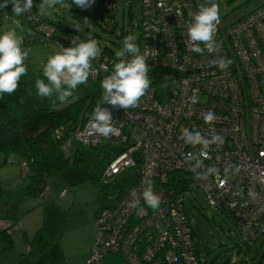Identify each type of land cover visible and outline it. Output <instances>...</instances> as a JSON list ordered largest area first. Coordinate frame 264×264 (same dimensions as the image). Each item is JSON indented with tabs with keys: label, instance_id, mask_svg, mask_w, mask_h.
<instances>
[{
	"label": "built area",
	"instance_id": "built-area-1",
	"mask_svg": "<svg viewBox=\"0 0 264 264\" xmlns=\"http://www.w3.org/2000/svg\"><path fill=\"white\" fill-rule=\"evenodd\" d=\"M203 2L140 0L137 44L141 53L145 47L155 51L148 59L152 83L138 107L124 110L101 105L111 112L119 135L106 138L93 133L88 127L93 111L72 129L61 125L54 131L68 147H97L102 139L120 146L103 177L138 170L136 180L119 202L97 212L96 234L84 264H101L110 252L120 253L129 264H199L184 198L192 185L204 193L209 205L232 219L245 245L262 239L264 246V3L230 23L221 22L216 34L217 42H222L221 51L201 55L186 47V24ZM103 9L109 16L115 12L116 3L106 0ZM23 19L30 39H54V26L32 9ZM96 22L108 31L112 20L106 17ZM72 39L80 41L76 35ZM99 47L101 55L92 62L95 74L90 77L101 84L117 58L115 52ZM219 57L231 58L233 63L221 70L212 63ZM165 83L167 87H161ZM208 110L217 118L212 125L203 120ZM182 127L205 135L215 131L224 137V143L213 145L203 160L205 167L197 169L204 172L212 166L218 170L216 174L197 178L191 170L194 161H186L185 156L199 146L193 149L184 143ZM23 169L26 171L24 162ZM149 171L153 173L154 191L162 195V201L159 210L153 211L141 199L144 211L138 214L128 205L133 191L142 192V177ZM221 181H225L223 186ZM180 185H185L184 190L180 191ZM235 260L234 254L232 262ZM260 264H264V253Z\"/></svg>",
	"mask_w": 264,
	"mask_h": 264
},
{
	"label": "rangeland",
	"instance_id": "rangeland-1",
	"mask_svg": "<svg viewBox=\"0 0 264 264\" xmlns=\"http://www.w3.org/2000/svg\"><path fill=\"white\" fill-rule=\"evenodd\" d=\"M5 0H0V34L6 28H14V20H19L18 35L22 36L23 49H30L25 60L28 68L26 75L19 82L26 84V94L20 100V110L23 114L37 108H61L75 100L92 94L95 90L91 77L85 84L79 85L73 95L64 103L55 98L41 97L37 94L35 82L43 79V65L50 55L61 50V47L52 40L28 39V33L23 16L16 17L12 13V4L9 0L3 8ZM41 0H34V7L39 11ZM220 8L221 22L230 23L245 16L249 11L257 8L264 0H215ZM91 4L88 8L76 6L72 0H64L63 4L55 6L45 14L51 20L57 21L63 27H70L79 32L82 41L96 39L99 45L118 51L122 48V41L128 35L139 40L140 29V0H116L114 27L111 32L100 28L94 21V9ZM85 11V15L81 14ZM80 11V12H79ZM121 45V46H120ZM63 47H71L63 45ZM101 99L103 89L100 87ZM140 134V130H135ZM120 146L108 144L102 139V144L97 147L74 144L65 148L64 153L70 156V162L63 168L58 177L47 179L46 201L51 200L58 205V209L51 211L48 203L46 208V226L50 237L54 238L55 231L59 236L60 250L54 255L56 264H84L89 248L96 234L94 215L102 208L116 205L128 187L138 176L137 169H126L112 177H103L104 169L109 161L118 153ZM78 158L76 161L75 159ZM63 190L61 194L60 191ZM185 209L188 219L194 230V236L199 243L200 253L203 258L207 245L214 249L211 257L218 256L217 262L221 263L236 255L233 264H258L260 256L264 253L262 239L253 242L247 249L234 223L222 210L208 204L204 193L192 185L185 193ZM56 232V233H57ZM93 244V243H92ZM257 253V254H255Z\"/></svg>",
	"mask_w": 264,
	"mask_h": 264
},
{
	"label": "clouds",
	"instance_id": "clouds-1",
	"mask_svg": "<svg viewBox=\"0 0 264 264\" xmlns=\"http://www.w3.org/2000/svg\"><path fill=\"white\" fill-rule=\"evenodd\" d=\"M10 2L13 6L12 13L19 17L26 12H31L34 0H10ZM72 2L80 8H88L94 3V0H72ZM8 3L9 0H5L2 7L6 8ZM63 3L64 0H41L39 11L41 14H46L48 10ZM220 23V8L215 0H204L203 3H200L186 24L187 49L201 55L219 53L222 42H217L216 34ZM13 24L15 25L14 28H6L0 34V96L14 93L19 87L21 77L28 72L25 60L30 49L22 48L24 39L18 35L16 30L20 28L19 20H14ZM98 44L96 39L79 42L77 39H72L73 46H61L60 51L50 55L43 65V76L48 83H45L43 79H37L35 82L37 94L47 98H52L55 95V98L61 103L66 102L79 85L85 84L90 75L95 74L92 62L100 57L102 51ZM154 54L155 51H150L147 47L141 53L134 35L124 37L122 48L115 52L117 59L113 63L111 73L101 81L104 104H110L124 110L138 107L141 98L146 95L151 87L152 81L148 75L150 71L148 59L149 55L154 57ZM212 63L219 69L226 70L233 63V60L219 57ZM168 79L169 77L166 76L165 80ZM161 87H167V84H162ZM216 119L215 113L211 110L203 113V120L207 125H212ZM88 127L93 133L106 138L120 134V130L113 125L111 112L107 107L100 104L94 108ZM180 136L184 143L193 149H197L199 146L196 152H189L185 156L186 161H194L191 163V170L197 178L206 179L208 175L216 174L218 170L212 166L207 167L204 172H198L197 169L205 167L203 160L208 158L209 152L213 150V145L219 147L224 143V137L215 131H210L205 135L200 131H190L187 127L181 128ZM235 170L236 172L240 171L239 167H236ZM227 172L228 169L225 168V173ZM152 175L153 173L149 171L142 177L143 190L141 193L132 192L133 199L128 207L137 209L138 214L144 211L140 207L141 199L153 211L160 208L162 195L154 191ZM224 183L225 181H221V186Z\"/></svg>",
	"mask_w": 264,
	"mask_h": 264
},
{
	"label": "trees",
	"instance_id": "trees-1",
	"mask_svg": "<svg viewBox=\"0 0 264 264\" xmlns=\"http://www.w3.org/2000/svg\"><path fill=\"white\" fill-rule=\"evenodd\" d=\"M104 1L106 0H94V4L96 5L94 9V21L96 22L98 18L109 17L112 23L107 32H111L114 27L115 12L108 16L103 9ZM108 1L116 3V0ZM32 10L41 19L54 26L56 35L51 40L56 44L59 45V43H62L64 46H73L72 38L75 35L82 41L81 35L77 30L70 27H63L45 14L37 12L34 4ZM81 11V14H86L85 11ZM63 29L72 32L70 33V39L63 40L61 38ZM98 46L101 45L98 44ZM102 47L112 53L116 52L106 46ZM94 83L95 90L92 94L75 100L61 108H37L29 111L27 114H23L20 110V100L26 94L25 83L19 82V87L11 95L3 94L0 96V153L4 156V161L9 159L11 155H15L25 163L27 183L22 188L25 194H41L46 188L47 179L49 177H58L63 168L70 162V156H66L64 153V149L69 147L64 144L63 139H57L55 137L54 131L61 125L72 129L83 122L85 114L92 112L97 104H104L100 94L101 84L97 80ZM185 185H180V191L184 190ZM1 237L6 243L7 248H11L10 238L6 235H1ZM30 243L31 255H33L36 251L46 248L50 241L45 231L38 229L34 237L30 240ZM196 244L197 252L200 255L199 264H233L230 261L231 257L218 263V256H210L214 249L209 245L205 248V258H203L197 240ZM248 247L249 245H247V249ZM260 260L261 256L258 264H260ZM101 264L129 263L120 253L110 252L102 258Z\"/></svg>",
	"mask_w": 264,
	"mask_h": 264
},
{
	"label": "crops",
	"instance_id": "crops-1",
	"mask_svg": "<svg viewBox=\"0 0 264 264\" xmlns=\"http://www.w3.org/2000/svg\"><path fill=\"white\" fill-rule=\"evenodd\" d=\"M25 31L28 33V29ZM61 33V38L68 40L72 32L63 29ZM26 175L23 161L15 155L4 161V156L0 153V264H56L54 255L60 250L58 239L62 232L58 234L57 227L54 238L50 237L45 217L49 203L46 201V194L44 191L39 195L25 194L22 188L27 183ZM49 205L52 212L59 208L54 200ZM38 229L45 231L50 243L31 255L30 240ZM1 235L10 238L11 248H7Z\"/></svg>",
	"mask_w": 264,
	"mask_h": 264
},
{
	"label": "water",
	"instance_id": "water-1",
	"mask_svg": "<svg viewBox=\"0 0 264 264\" xmlns=\"http://www.w3.org/2000/svg\"><path fill=\"white\" fill-rule=\"evenodd\" d=\"M0 14H1V11H0ZM101 16H102V14H101Z\"/></svg>",
	"mask_w": 264,
	"mask_h": 264
}]
</instances>
